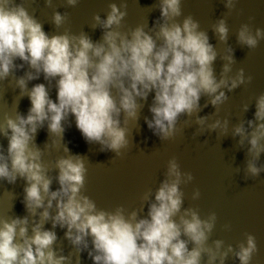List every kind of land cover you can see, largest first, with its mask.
<instances>
[{
	"label": "clouds",
	"instance_id": "9594fccd",
	"mask_svg": "<svg viewBox=\"0 0 264 264\" xmlns=\"http://www.w3.org/2000/svg\"><path fill=\"white\" fill-rule=\"evenodd\" d=\"M221 2L226 11L210 25L217 41L213 45L209 30L183 14V0H155L147 9L160 15L151 27L146 18L127 30V0L109 3L103 18L99 13L91 18L89 27L101 31L96 41L83 30L73 33L65 27L68 12H52L54 31L49 34L35 9L26 7L36 0H0V87L6 82L4 94L18 89L19 102L24 97L30 101L26 114L18 111V102L0 119V138L7 140L6 148L0 143V182H25L21 202L26 211L23 217H0V264H73L74 258L81 264L84 252L92 264H225L229 256L238 264H252L259 251L253 234L245 233L235 246L211 239L217 214L202 217L198 207L184 206L181 186L192 183L194 176L181 170L175 156L167 161L155 191L141 194L139 208L107 210L85 194L89 160L63 143L65 125L70 127L74 117L88 144L122 158L133 147V129L140 130V114L151 95V118L145 116L144 122L162 143L193 125V138L215 133L221 141L231 136L235 150L245 153L243 169L236 167L234 173L242 171L246 181L261 177L264 92L241 105L237 123H231V113L221 116L228 93L253 80L243 67L233 71L235 49L228 45L227 18L237 11L239 0ZM79 3L64 0L63 6ZM44 5L56 7L54 0H44ZM253 19L235 33L236 44L250 52L264 41V28L254 27ZM217 45L224 46L222 53ZM218 57L224 61L219 76L214 67ZM41 77L46 83L29 87ZM209 106L214 111L201 115ZM252 106L253 117L244 118ZM45 128L49 140L41 149L36 137ZM61 144L65 155L46 163L45 154ZM200 196L195 189L191 199ZM48 221L51 229L45 228ZM57 227L65 229L64 238L74 250L67 255L62 243L57 246ZM222 228L231 231L230 224Z\"/></svg>",
	"mask_w": 264,
	"mask_h": 264
},
{
	"label": "water",
	"instance_id": "95a60500",
	"mask_svg": "<svg viewBox=\"0 0 264 264\" xmlns=\"http://www.w3.org/2000/svg\"><path fill=\"white\" fill-rule=\"evenodd\" d=\"M112 2L119 4L120 0H80L74 8L64 7V0H54L56 6L54 9L46 8L44 0H36V3L26 5V7L29 12L35 9V16L44 24V30L49 34L54 31L50 23L52 12L58 10L70 14L69 23L65 27H68L71 32L79 33L83 30L91 36L93 41H96L100 39L101 31L99 29L93 31L89 27L91 18L95 13H99L103 18L108 10V4ZM127 2L128 16L124 21V30L135 27L144 22L146 18L151 27L160 15L158 10L149 13L147 9L155 0H138V3L137 0H127ZM182 9L185 16L192 15L200 22L202 29L209 30L210 43L216 45L217 41L210 30V25L221 18L226 11L221 0H183ZM249 17L254 18L252 21L254 27L264 28V0H239L237 11L227 18L230 29L228 45L235 49L234 57L237 62L233 66V71L243 67L246 75L253 76L251 84L228 93L229 100L221 108V116L231 113L232 124L238 122L241 105L250 97L264 92V41H261L257 49L251 52L236 44V30L240 24L248 22ZM223 47L217 45L218 51L222 53ZM223 63L224 61L218 57L214 64L217 76H219ZM17 75H23V71H19ZM35 83L46 82L41 77L38 81L30 82L29 87ZM5 87H7L6 82L0 87V119L4 112L12 113L16 103L19 102V98L15 97L19 94V90L14 92L9 88L4 94ZM50 95L53 100L56 99L55 88L51 90ZM203 102L201 100L202 104ZM150 103L151 95L140 114V130L133 129V147L122 158H113L114 153L112 152L99 151L98 144H88L76 128L74 117L69 118L71 126L65 125L63 143L67 145L72 154L85 156L90 162L85 194L102 209L111 210L119 205L129 210L139 208L141 194L149 188L155 191L160 180L163 179L167 161L175 156L181 170L191 172L194 176L192 183L181 186L185 193L184 206L198 207L202 217L210 212L217 214V225L211 239H223L226 243L235 246L244 239L245 233L253 234L256 237L259 251L254 256L252 264H264V174L256 180L247 181L243 178L242 171L235 174L234 168L243 169L244 150H235V141L231 136L221 141L216 139L215 133H206L193 138L195 125L185 129L174 140L162 143L144 122L145 116L151 118L148 111ZM29 107L30 101L24 97L19 102L18 111L26 114ZM213 111L214 109L209 106L200 114L207 115ZM254 111L255 108L252 106L244 118L251 119ZM182 124L183 118L178 127ZM130 127H135V124H130ZM48 140L47 129L40 130L36 137L37 145L43 149ZM0 143L5 148L7 147L6 139L0 138ZM61 155H65L62 144L47 152L44 161L49 164L54 163ZM261 161L264 162V155ZM50 175L55 176L56 172L53 171ZM24 183L23 180H18L15 185L0 182V217L26 215L21 202L24 195ZM58 186L54 180L52 190H56ZM195 189H199L201 196L193 201L191 196ZM225 224L231 225V231L223 230L222 226ZM51 227V221H48L45 228L51 229ZM54 231L58 236L57 246L61 243L63 245V254L67 255L74 251L64 238L65 229L57 227ZM209 242L211 243V240ZM73 264H75V258ZM81 264H92L87 257V252L81 254ZM225 264H238V261L229 256Z\"/></svg>",
	"mask_w": 264,
	"mask_h": 264
}]
</instances>
